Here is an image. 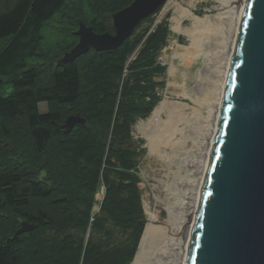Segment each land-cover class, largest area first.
I'll return each mask as SVG.
<instances>
[{"label": "trees", "instance_id": "1", "mask_svg": "<svg viewBox=\"0 0 264 264\" xmlns=\"http://www.w3.org/2000/svg\"><path fill=\"white\" fill-rule=\"evenodd\" d=\"M133 1L86 0L84 19L79 0H0V264H134L147 219L132 126L155 107L169 16L146 18L115 50L56 64L77 44L79 20L112 33V15ZM63 10L73 20L47 46L42 29ZM70 115L86 123L65 135ZM23 221L36 228L13 238Z\"/></svg>", "mask_w": 264, "mask_h": 264}, {"label": "water", "instance_id": "2", "mask_svg": "<svg viewBox=\"0 0 264 264\" xmlns=\"http://www.w3.org/2000/svg\"><path fill=\"white\" fill-rule=\"evenodd\" d=\"M169 1L134 0L112 15V33L79 20L77 44L56 64L117 49ZM85 123L70 115L63 133ZM35 228L23 221L13 238ZM188 253L186 264H264V0H245Z\"/></svg>", "mask_w": 264, "mask_h": 264}, {"label": "bare ground", "instance_id": "3", "mask_svg": "<svg viewBox=\"0 0 264 264\" xmlns=\"http://www.w3.org/2000/svg\"><path fill=\"white\" fill-rule=\"evenodd\" d=\"M220 1L226 6V11L222 15L196 18L189 12L185 13V16L192 17L191 26L185 30L189 43L193 46L187 55L204 60L203 63H205L203 70L196 71L197 80L193 90L195 97L191 96L192 92L190 96L188 94L185 96L196 106L197 104L209 106L210 113L204 116L196 107L190 108L187 103L180 104V107H176L179 104L170 107L165 102H161L156 107L153 117L146 122H141L139 126L140 131L147 137L151 154L164 159V162L170 165L175 164V160L183 158V164L180 163L181 167L178 166L179 169L175 173L177 176L181 175L179 170L186 173L185 176L175 179L178 189L181 187L183 190L181 199H177L175 204H170L168 207L172 213L175 229L181 232V235L173 239L170 244L164 230L160 229L154 234L148 228L143 235L139 251L143 260H147L153 254V247L157 244L167 252L168 259L165 264H186L187 262L200 194L214 146L224 88L245 5V0ZM180 25L182 26V23L176 20L173 29L182 32ZM203 27L215 29L207 35L204 33L198 35ZM204 86L206 92L203 91ZM187 107L191 110L192 120L189 118ZM160 124L164 128L162 132L159 130ZM183 155L189 156L190 160L186 159V162ZM170 186L171 184L167 183V189ZM176 191V188H170V195L175 196ZM176 210L181 213L179 216H175L178 214ZM149 241L152 242L151 247H149Z\"/></svg>", "mask_w": 264, "mask_h": 264}, {"label": "rangeland", "instance_id": "4", "mask_svg": "<svg viewBox=\"0 0 264 264\" xmlns=\"http://www.w3.org/2000/svg\"><path fill=\"white\" fill-rule=\"evenodd\" d=\"M79 1H83L81 5L82 17L84 19H90L92 14L86 3V0ZM225 11L226 6H224L220 0H171L165 4L159 14L153 17V21L155 23H159L168 15L170 34L166 46L156 60L153 71L152 80L155 85L151 92L155 95V107L147 117L136 118V122L132 126V136L135 141L137 152L134 174L138 179L143 209L147 219L144 234H146V230L148 228L154 234L159 232L160 229L164 230L167 234V241L170 244L172 243L173 239L178 238L181 235V232L176 231L175 229L172 213L168 207L170 204H175L176 201L180 200V197L182 196L183 190H181V187H179V192L178 186L175 184V179L180 176H185L186 173L183 170H179L181 175L177 176V173L175 172L178 171V166H180V163L183 164V158L175 160V164L172 163L170 165L168 162L165 163L164 159H160L156 155L151 154L148 147L147 137L142 131H140L139 126L141 122H146L148 119L153 117L156 107L161 102H165L170 107H175L174 104H179L176 107H180V104L185 105L187 103L190 105V108H193V106L196 107L204 116L210 113L211 108L209 106L205 105L204 103L202 104L205 106H199L198 104L196 106V104L192 103V101L187 96H185V94L190 96L192 92L191 96L195 97L193 95V90L196 86L195 81L197 80L196 71L197 69L203 70L205 66V63H203L204 60H200L197 57L192 56L188 57L187 53L193 46L189 43L185 30L189 29L192 24L191 16L203 18L205 16L211 15H222L225 13ZM186 12H189L191 16H185ZM72 20L73 18L63 10L61 13L56 14L50 21H48L42 29V36L45 45L49 46L51 43L61 40L63 35L66 34L65 23ZM176 20H178V23H182V26L180 25L182 32H177V30L173 29ZM214 29L215 28L213 27L210 29H205V27H203L202 31L198 35H201L202 33L207 35ZM4 43L5 40L0 43V47H2ZM35 62V58L28 60L29 65ZM172 68H174V70ZM125 72L127 75V69ZM12 91V87H6L3 89L2 94L7 96ZM203 91L206 92L205 86L203 87ZM46 109V104H40V112H45ZM186 110L190 115V120H192L191 110L189 107H187ZM163 119H165L164 116ZM163 129V125L160 124V132H162ZM183 156L185 161L186 159H189V156ZM186 164L187 163H185V165ZM171 172H173V174ZM40 175H43V173L41 172ZM167 183L169 185L171 184L170 188L173 187L177 189L175 196L170 195L171 192L170 188L167 189ZM104 190L105 188L103 185H101L96 194L97 203L95 206V211H97L100 207V199H102ZM175 212L178 213L175 214V216H179L181 214L177 212V210ZM142 239L143 236L141 238L134 264H165L168 259L167 252L157 244L155 247H153V254L147 260L142 259L139 252ZM151 245L152 242L149 241V247H151Z\"/></svg>", "mask_w": 264, "mask_h": 264}, {"label": "built area", "instance_id": "5", "mask_svg": "<svg viewBox=\"0 0 264 264\" xmlns=\"http://www.w3.org/2000/svg\"><path fill=\"white\" fill-rule=\"evenodd\" d=\"M103 194H104V192H103ZM103 196V195H102ZM100 201H101V199H100Z\"/></svg>", "mask_w": 264, "mask_h": 264}]
</instances>
